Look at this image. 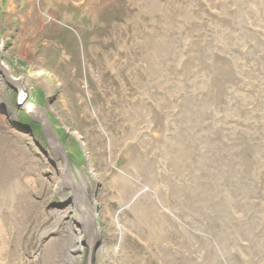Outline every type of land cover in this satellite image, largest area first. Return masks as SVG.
I'll return each mask as SVG.
<instances>
[{
    "label": "rangeland",
    "instance_id": "374dc122",
    "mask_svg": "<svg viewBox=\"0 0 264 264\" xmlns=\"http://www.w3.org/2000/svg\"><path fill=\"white\" fill-rule=\"evenodd\" d=\"M33 2L0 0V56L68 163L0 74L33 162L26 190L0 177V264H264V0H38L40 32ZM65 162L96 246L75 216L52 229V210L87 215Z\"/></svg>",
    "mask_w": 264,
    "mask_h": 264
},
{
    "label": "bare ground",
    "instance_id": "6f19581e",
    "mask_svg": "<svg viewBox=\"0 0 264 264\" xmlns=\"http://www.w3.org/2000/svg\"><path fill=\"white\" fill-rule=\"evenodd\" d=\"M33 3H34L33 8H35V10L31 9L30 14L33 13L35 15L30 18L26 14L24 16V19L27 21L25 22V24L26 26L30 25L29 26V28H31L30 30L40 32L41 30L45 28L44 23H43L45 21L42 20V17H41L42 15L40 16V13H39L42 8L41 7L42 4L41 3L39 4L38 0H35V2ZM9 6L11 9L15 8L14 1H11ZM24 47H25V50L27 51L29 49V43L27 42L24 43ZM1 49H2V42L0 41V50ZM2 66L6 69L7 72H9V66H7L3 62H2ZM17 80H20L23 83L21 79H17ZM5 120L6 119L4 117L0 116V177L8 175L11 177L12 181L14 180L16 184H21V186H23L24 189L26 190V186H24L21 182L20 174H23V172L28 168V166L31 163H33L31 159L29 158L30 150L26 142L27 139H25V137H19V136L12 135ZM53 150L55 152L59 151L57 146L53 148ZM62 172L64 176L56 180V183L59 184L58 187H60L61 189V187H63L64 182H69L72 188V191H73V195H74L73 198L75 200L77 207L79 206L78 208L80 209V211L82 209V211H84L85 213H83L82 211L81 212L87 215L86 217L81 216L79 215V213L72 211V208L70 207L65 210H52L49 217H51L50 220L52 218H55L54 222L56 223V225H54L52 229H55V230L58 229V231L62 230L63 226L67 225V221H72L75 216L76 217L75 223L77 224V226L80 225L79 223L82 224L83 222L85 223V221L87 222L89 226L87 229L88 245H92L90 242L91 241L90 238L92 237V231L94 232L93 238H95V243H96L98 235H99L98 233L99 230L97 227L96 218L94 216L95 215L94 210H93V213H92V209L90 210L91 204L88 198V190H90V187L88 185L89 182L87 181V178L83 179V181L79 184L74 182L72 178V172L70 171V168L66 164V162H65V165H63ZM66 198H69V196H67ZM79 232H80L79 238L80 240H82V235L85 233L84 229L81 228ZM92 255H93V251L90 252V264H92V258H93ZM72 264H74L73 261H72Z\"/></svg>",
    "mask_w": 264,
    "mask_h": 264
},
{
    "label": "water",
    "instance_id": "95a60500",
    "mask_svg": "<svg viewBox=\"0 0 264 264\" xmlns=\"http://www.w3.org/2000/svg\"><path fill=\"white\" fill-rule=\"evenodd\" d=\"M0 74L4 75L6 80L8 81V84L14 88L17 92L20 93V95H26L24 92V86L23 83L20 80H17L16 78H12L9 73L6 71V69L2 66V57L0 56ZM17 104L20 107H23L26 110L27 115L36 123L40 124L42 126V129L44 131L45 137L50 144L51 148H55L57 146L58 148V154L68 163L66 153L64 152V147L61 143L60 137L57 134L56 130L52 126V122L49 120L47 111L40 105L34 104L31 102H17ZM94 229V228H93ZM92 229V230H93ZM94 232L92 231V237L90 246H96L95 238H93Z\"/></svg>",
    "mask_w": 264,
    "mask_h": 264
}]
</instances>
